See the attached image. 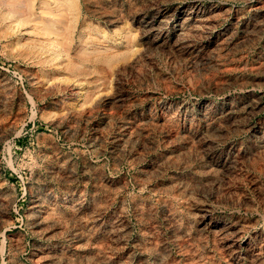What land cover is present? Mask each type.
Here are the masks:
<instances>
[{
    "label": "rangeland",
    "instance_id": "374dc122",
    "mask_svg": "<svg viewBox=\"0 0 264 264\" xmlns=\"http://www.w3.org/2000/svg\"><path fill=\"white\" fill-rule=\"evenodd\" d=\"M0 264H264V0H0Z\"/></svg>",
    "mask_w": 264,
    "mask_h": 264
},
{
    "label": "bare ground",
    "instance_id": "6f19581e",
    "mask_svg": "<svg viewBox=\"0 0 264 264\" xmlns=\"http://www.w3.org/2000/svg\"><path fill=\"white\" fill-rule=\"evenodd\" d=\"M203 211H205V210H203Z\"/></svg>",
    "mask_w": 264,
    "mask_h": 264
}]
</instances>
